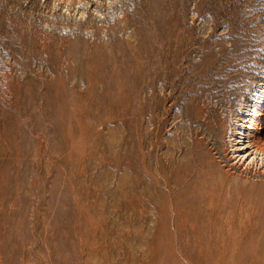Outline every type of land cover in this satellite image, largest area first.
<instances>
[{
  "label": "rangeland",
  "instance_id": "obj_1",
  "mask_svg": "<svg viewBox=\"0 0 264 264\" xmlns=\"http://www.w3.org/2000/svg\"><path fill=\"white\" fill-rule=\"evenodd\" d=\"M255 146L264 0H0V264H264ZM198 189L256 248L201 247Z\"/></svg>",
  "mask_w": 264,
  "mask_h": 264
},
{
  "label": "bare ground",
  "instance_id": "obj_2",
  "mask_svg": "<svg viewBox=\"0 0 264 264\" xmlns=\"http://www.w3.org/2000/svg\"><path fill=\"white\" fill-rule=\"evenodd\" d=\"M160 53V52H159ZM156 54V53H155ZM175 60V59H174ZM157 71V70H156ZM249 143L253 146V142H252V139H249ZM255 151L259 150L260 152L264 153V147L262 148H257L255 146L254 148ZM1 183V182H0ZM188 187L184 188V191L187 193L188 192ZM184 192V193H185ZM234 196V195H233ZM231 196V198L233 197ZM203 193L201 192L200 189L197 190L196 192V195L194 196L193 199H186V201H184L185 203V214L186 215H192V217H195L196 219L198 218H202L204 215H208L210 216L209 218V221L205 224H202V226L200 227L201 229H199L198 232L200 231H203V232H209V235H208V240L207 241H202V244H201V247L205 246L206 247H215L216 249H220L222 251H225V250H229V249H232L234 250L233 252L236 253V251L240 252L242 254V251H244V249L246 248H250V250H253V248H256V243L253 241L252 237L250 239H246L245 237V234H243V231L246 230L248 232H250L251 234V227H247L248 225H246V223L244 222V219H243V215H242V212H244L243 210H245L244 208H246V216L247 218H251L252 215H254L256 213V206L252 203V202H248L247 200V204L244 205V201L242 203V197L240 194L237 198V196L235 198H237V204L235 205L236 207L234 208V210H236V212L239 214V215H234V217L232 218V220L230 222H225L224 223V220L221 221L218 217V206L215 205L213 202H211L209 205H207L204 201H203ZM233 200V199H232ZM229 203V202H228ZM219 204V203H218ZM227 204V203H226ZM225 204V205H226ZM233 206V205H232ZM221 207V206H220ZM224 207V206H222ZM173 209V208H172ZM233 209V208H232ZM231 209V210H232ZM183 210V208H182ZM230 210V211H231ZM172 212V211H171ZM182 213V211H179ZM248 212V213H247ZM166 213V212H165ZM236 213V214H237ZM245 213V212H244ZM162 214V213H161ZM176 214V213H175ZM183 214V213H182ZM172 215V214H171ZM170 215V216H171ZM165 216V214H164ZM245 217V216H244ZM194 218V219H195ZM256 218V217H255ZM43 220V219H42ZM182 220V218H181ZM187 221V220H186ZM253 221V220H252ZM42 222V221H41ZM59 222V221H58ZM251 222V220H250ZM180 223V222H179ZM183 223V222H182ZM60 224V223H59ZM162 224V223H161ZM159 224V225H161ZM173 224V223H172ZM248 224V223H247ZM253 224V223H252ZM165 225V224H164ZM38 226V225H37ZM44 226V225H43ZM46 226V225H45ZM167 226V225H166ZM193 226V225H192ZM10 227V226H9ZM48 227V226H47ZM195 227V226H194ZM172 228V226H171ZM12 229H13V224H12ZM167 229V228H166ZM52 230V229H51ZM168 230V229H167ZM49 231V230H48ZM50 232V231H49ZM52 232V231H51ZM187 232V230H186ZM38 233V232H37ZM36 233V234H37ZM55 233V232H54ZM167 233V232H166ZM176 233V232H175ZM254 233H255V230H254ZM11 234V233H10ZM42 235V234H41ZM12 236V234H11ZM44 236V235H43ZM198 236V235H196ZM248 238V237H247ZM255 238V237H254ZM44 239H46L44 237ZM198 239V238H197ZM205 239V238H204ZM0 240H2L0 238ZM188 240V239H187ZM195 240V239H194ZM45 241V240H44ZM47 241V240H46ZM200 241V242H201ZM256 241V240H255ZM85 242H87V237H85ZM196 243V241H195ZM82 244V243H81ZM80 245V244H79ZM100 243L97 244L96 246L94 247H90L89 245L87 246L88 248L86 249H82L81 250V255L83 256L85 251L86 250H91V249H94V248H99L100 247ZM196 245V244H195ZM54 246V245H53ZM191 246V245H190ZM48 248V247H47ZM91 248V249H89ZM53 249V248H52ZM77 249V248H76ZM197 249V247L195 248V250ZM209 249V248H208ZM212 251V249H210ZM214 250V249H213ZM231 250V252H232ZM249 250V249H248ZM50 251V250H48ZM205 251V250H203ZM219 251V250H217ZM5 252V251H4ZM44 252V251H42ZM41 252V253H42ZM51 252V251H50ZM191 252V251H189ZM210 252V251H209ZM227 252V251H226ZM232 252V253H233ZM45 253V252H44ZM54 253V252H52ZM203 253V252H202ZM206 253V252H204ZM208 253V251H207ZM220 253V252H219ZM224 253V252H223ZM245 253V252H244ZM3 254V252H2ZM47 254V253H46ZM191 254V253H190ZM198 254V252H197ZM210 254V253H209ZM227 254V253H226ZM234 254V253H233ZM232 254V255H233ZM246 254V253H245ZM244 254V256H245ZM252 254V253H251ZM45 255V254H44ZM49 255V254H47ZM54 255V254H53ZM75 255V254H74ZM189 255V254H188ZM212 255V254H211ZM218 255V254H217ZM223 255V254H222ZM228 255V254H227ZM230 255V254H229ZM228 255V257H229ZM237 255V254H236ZM243 255V254H242ZM49 256H52V255H49ZM56 256V255H55ZM174 256V255H173ZM196 256V255H195ZM198 256V255H197ZM201 256V255H200ZM205 256V255H204ZM1 257V256H0ZM216 257V256H214ZM219 260L220 258V254H219ZM234 257V256H233ZM254 257V256H253ZM46 258V257H45ZM54 258V257H53ZM193 258V257H192ZM208 258V257H207ZM250 258V257H249ZM38 259V258H37ZM191 259V258H190ZM195 259V258H194ZM197 259V257H196ZM205 259H206V256H205ZM218 259V258H217ZM241 259V258H240ZM239 259V261H240ZM1 260V259H0ZM39 260V259H38ZM43 260V259H41ZM185 260V259H184ZM207 260V259H206ZM209 260V259H208ZM225 260V259H224ZM237 260V259H236ZM252 260V259H251ZM47 261V260H46ZM190 261V260H188ZM218 261V260H217ZM227 261V259H226ZM239 261H235L234 258L231 259V264H238ZM194 262V260L192 261ZM198 262H199V259H198ZM202 262V260H201ZM195 263V262H194ZM213 263V262H210V264ZM222 263V262H221ZM7 264V263H5ZM58 264V263H57ZM84 264H90L89 261L87 259H85L84 261ZM106 264H113L111 262V260L107 257L106 258ZM228 264V263H227Z\"/></svg>",
  "mask_w": 264,
  "mask_h": 264
}]
</instances>
